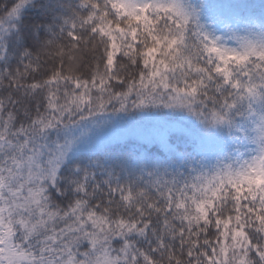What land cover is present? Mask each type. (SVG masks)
Wrapping results in <instances>:
<instances>
[{
    "label": "snow or ice",
    "instance_id": "1",
    "mask_svg": "<svg viewBox=\"0 0 264 264\" xmlns=\"http://www.w3.org/2000/svg\"><path fill=\"white\" fill-rule=\"evenodd\" d=\"M0 264H264V0H0Z\"/></svg>",
    "mask_w": 264,
    "mask_h": 264
}]
</instances>
